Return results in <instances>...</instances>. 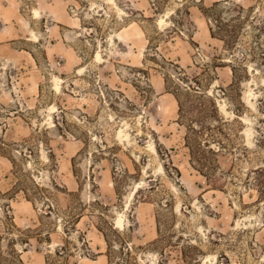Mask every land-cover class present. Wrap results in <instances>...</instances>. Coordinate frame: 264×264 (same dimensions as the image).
Listing matches in <instances>:
<instances>
[{"label":"rangeland","instance_id":"obj_1","mask_svg":"<svg viewBox=\"0 0 264 264\" xmlns=\"http://www.w3.org/2000/svg\"><path fill=\"white\" fill-rule=\"evenodd\" d=\"M0 264H264V0H0Z\"/></svg>","mask_w":264,"mask_h":264},{"label":"bare ground","instance_id":"obj_2","mask_svg":"<svg viewBox=\"0 0 264 264\" xmlns=\"http://www.w3.org/2000/svg\"><path fill=\"white\" fill-rule=\"evenodd\" d=\"M164 108V107H163ZM121 218V217H120ZM120 220V219H119ZM121 220H122V218H121ZM123 221V220H122ZM122 221H120V222H122ZM119 223V222H118ZM124 223V222H123ZM123 223H119V224H123ZM119 224H117V225H119ZM122 227V226H121ZM124 227V226H123Z\"/></svg>","mask_w":264,"mask_h":264},{"label":"trees","instance_id":"obj_3","mask_svg":"<svg viewBox=\"0 0 264 264\" xmlns=\"http://www.w3.org/2000/svg\"><path fill=\"white\" fill-rule=\"evenodd\" d=\"M216 21H217V19H216Z\"/></svg>","mask_w":264,"mask_h":264}]
</instances>
